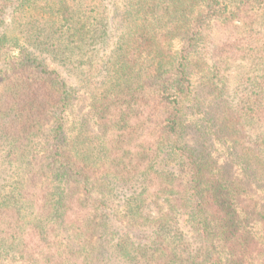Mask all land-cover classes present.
Returning <instances> with one entry per match:
<instances>
[{"label":"trees","instance_id":"16d2710c","mask_svg":"<svg viewBox=\"0 0 264 264\" xmlns=\"http://www.w3.org/2000/svg\"><path fill=\"white\" fill-rule=\"evenodd\" d=\"M0 261L264 264V0H0Z\"/></svg>","mask_w":264,"mask_h":264},{"label":"rangeland","instance_id":"374dc122","mask_svg":"<svg viewBox=\"0 0 264 264\" xmlns=\"http://www.w3.org/2000/svg\"><path fill=\"white\" fill-rule=\"evenodd\" d=\"M10 13L6 16V23L8 24L7 27V32L12 36V37H18L20 36L19 33V28L20 25L16 24L15 20L12 19L9 20ZM251 68V65H249V62H239V63H234L233 68L231 69L229 73V82L231 86L235 85L238 81L239 78L245 73L248 72V70ZM0 264H7L5 262L0 261ZM9 264V263H8Z\"/></svg>","mask_w":264,"mask_h":264}]
</instances>
